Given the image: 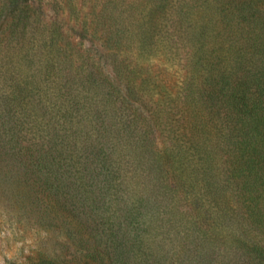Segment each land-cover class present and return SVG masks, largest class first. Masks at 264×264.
<instances>
[{"label":"rangeland","instance_id":"1","mask_svg":"<svg viewBox=\"0 0 264 264\" xmlns=\"http://www.w3.org/2000/svg\"><path fill=\"white\" fill-rule=\"evenodd\" d=\"M210 4L0 0V264H264V194L186 99Z\"/></svg>","mask_w":264,"mask_h":264},{"label":"trees","instance_id":"2","mask_svg":"<svg viewBox=\"0 0 264 264\" xmlns=\"http://www.w3.org/2000/svg\"><path fill=\"white\" fill-rule=\"evenodd\" d=\"M207 1L214 11L201 29L199 14L188 19L206 48L205 79L190 74L186 99L189 106L198 107L193 110L222 115L221 137L212 151L227 147L231 174L244 177L242 183L264 194V0Z\"/></svg>","mask_w":264,"mask_h":264}]
</instances>
